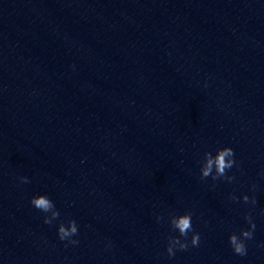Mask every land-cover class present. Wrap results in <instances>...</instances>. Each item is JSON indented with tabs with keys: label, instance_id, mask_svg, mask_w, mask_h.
Instances as JSON below:
<instances>
[{
	"label": "water",
	"instance_id": "1",
	"mask_svg": "<svg viewBox=\"0 0 264 264\" xmlns=\"http://www.w3.org/2000/svg\"><path fill=\"white\" fill-rule=\"evenodd\" d=\"M225 143L233 182L200 179ZM262 170L264 0H0V264H264ZM253 183L241 257L227 237L250 206L228 196ZM36 192L76 218L78 245ZM184 210L201 241L170 260L166 218Z\"/></svg>",
	"mask_w": 264,
	"mask_h": 264
},
{
	"label": "clouds",
	"instance_id": "2",
	"mask_svg": "<svg viewBox=\"0 0 264 264\" xmlns=\"http://www.w3.org/2000/svg\"><path fill=\"white\" fill-rule=\"evenodd\" d=\"M204 87H207V81L204 82ZM198 164L200 179L203 180L210 177L212 181L221 180L227 181L228 183L233 182L235 179V176L232 174V169L234 167L240 168L235 149L231 144L227 143L218 144L214 149L206 148ZM260 175L264 176V170L260 172ZM16 179L20 185L30 182L29 177L26 175H19ZM255 188L256 185L253 183L249 185V191H242L239 195L232 192L228 196L230 201H242L245 205L250 206L249 210L244 213L246 226H240L238 231H230L227 237L231 250L241 257L248 254L247 242L253 239L257 227L251 211V207L257 204ZM29 203L33 208L42 213L44 224L55 226L56 235L60 241H65L66 244L70 245L79 244L80 225L76 218L71 216L61 218V210L47 192H36L32 194L29 197ZM163 219L160 213L155 215L157 223H160ZM166 223L169 234L166 237L164 251L170 260L178 251L199 246L201 233L194 228L191 211H170L167 215ZM257 246L264 248V241L258 242ZM105 247H111L110 240L106 242Z\"/></svg>",
	"mask_w": 264,
	"mask_h": 264
}]
</instances>
